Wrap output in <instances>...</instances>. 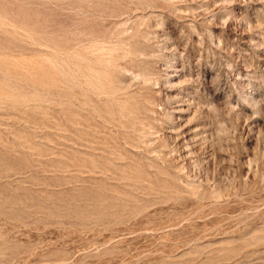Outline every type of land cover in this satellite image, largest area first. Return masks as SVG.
I'll use <instances>...</instances> for the list:
<instances>
[{
  "label": "rangeland",
  "instance_id": "374dc122",
  "mask_svg": "<svg viewBox=\"0 0 264 264\" xmlns=\"http://www.w3.org/2000/svg\"><path fill=\"white\" fill-rule=\"evenodd\" d=\"M0 264H264V0H0Z\"/></svg>",
  "mask_w": 264,
  "mask_h": 264
}]
</instances>
